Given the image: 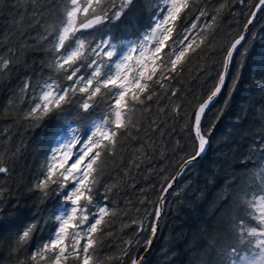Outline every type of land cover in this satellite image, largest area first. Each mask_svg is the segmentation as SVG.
<instances>
[{
	"label": "trees",
	"instance_id": "16d2710c",
	"mask_svg": "<svg viewBox=\"0 0 264 264\" xmlns=\"http://www.w3.org/2000/svg\"><path fill=\"white\" fill-rule=\"evenodd\" d=\"M257 2L189 0V8L174 23L173 39L178 40L191 27L199 10L206 8L207 15L197 21L201 27L192 31L199 39L203 25L216 16L212 28L203 29L205 44L190 55L179 75L167 84L169 91L153 85L157 95L151 101L145 98L144 105H133L131 118L135 126L118 135L115 148L100 164L96 201L106 202L110 211L96 234L99 264H132L148 247L150 224L155 222L154 213H149L159 203L162 189L178 172L183 158L193 152L194 113L214 90L227 49L242 33ZM48 3L54 4L56 12L61 10V0ZM111 3L112 0H105L107 6ZM115 3L119 5L120 0ZM221 3H226V7L217 13ZM163 7L164 0H133L125 14L118 21L103 25L102 31L110 32L116 40H136L149 30ZM25 10L26 0H0V56L8 59L9 50L16 54L8 69L0 71V161L4 162L0 166L9 168L6 175L0 174V264H32V250L42 246L56 227L57 206L63 199L57 195L59 183L51 185L47 194L36 184L46 171L57 122L67 119L83 132L91 121L109 110L106 99L100 97L91 115L72 105L65 106L63 115L54 112L41 120L24 119L34 106L32 91H20L24 83L31 81L35 86L49 76L56 77L49 67L53 55L48 44L39 40L46 28L56 22V16L46 15L39 26L25 24L21 29L15 21L20 19L18 11ZM171 47L170 42L165 51ZM60 81L68 83L62 75ZM261 85L264 12H259L238 47L222 90L202 119V131L210 133L209 146L169 191L157 236L143 264H196L202 259L208 264H219V252L238 246L233 218L255 223L249 221L240 196L243 190L249 194L260 192L257 173L264 166V151L259 150L264 138ZM170 90L177 95L172 96ZM176 106L178 111L173 112ZM226 181L232 184L230 191L236 207L222 215L220 197ZM30 224L37 225L32 239L19 251L11 252L17 233ZM129 241L131 249L124 256ZM67 264L78 261L69 257Z\"/></svg>",
	"mask_w": 264,
	"mask_h": 264
},
{
	"label": "snow or ice",
	"instance_id": "6c2138e0",
	"mask_svg": "<svg viewBox=\"0 0 264 264\" xmlns=\"http://www.w3.org/2000/svg\"><path fill=\"white\" fill-rule=\"evenodd\" d=\"M244 2L240 0L241 4ZM132 3L133 0H120L117 5L112 0L109 7L105 0H61V10L56 12L54 4L48 3V0H26V10L23 13L18 11L20 19L15 24L21 29L25 24L39 26L46 15L56 16V22L39 36L40 42H46L53 55L49 67L56 77L49 76L35 86L31 81L24 83L20 91L26 94L31 90L34 104L24 114V119L29 122L41 120L54 112L63 115L65 106L72 105L91 115L100 97L106 99L109 107L108 113L91 121L83 132L67 119L57 122L49 144L46 171L36 188L47 194L51 185L59 183L60 192L57 195L63 199L57 206V223L52 234L42 246L37 245L31 252L32 264H67L69 257L78 261V264H99L95 255L98 242L96 234L110 211L106 202L101 204L96 201L100 164L104 156L110 155L115 148L118 135L135 126L131 118L133 105H144L145 98L151 101L157 95L152 90L153 85L169 91L167 84L179 75L190 55L205 44L203 29L212 28L216 21L213 15L201 28L199 39L193 36L192 31L201 27L197 21L207 15V9L201 8L191 27L185 29L183 37L174 40L173 25L181 13L189 8V0H164V7L153 25L136 40H116L110 32L102 31L103 25L118 21ZM225 7L226 3H221L216 9L217 13ZM254 8L256 10L251 12L244 26L246 32L258 12H264V0H258ZM244 40L245 34H241L228 47L223 60L224 71L220 73L215 89L194 113L191 129L194 149L183 158L178 176L206 153L210 133L202 131V117L221 92L234 54ZM170 42L171 50L166 52ZM15 55L9 50L8 59L0 56V71L8 69ZM61 75L68 82L66 85L60 81ZM170 91L172 96L177 95L175 90ZM178 108L176 106L172 111L177 112ZM136 130L139 131V128ZM260 144L259 150L264 151V138ZM3 163L0 161V164ZM8 172L7 166H0V174L6 175ZM176 179L172 177L170 182L166 181L167 187L162 189L159 203L149 213L155 216V222L150 224L153 236L167 203V195ZM257 179L260 181V192L249 194L243 190L240 196L249 221L255 223L244 219L237 222L233 218V231L239 236L238 246L219 252L222 257L219 264H264V166L257 173ZM226 185L220 197L222 215L236 207L235 197L230 191L232 184L226 181ZM2 192L3 189H0V195ZM36 227V224H30L17 233L11 252H17L27 244ZM140 230H143V221ZM131 244L129 241V247L123 250L124 256L128 255ZM244 245L248 247L244 248ZM193 259L196 257L193 256ZM132 264H143L142 258H134ZM196 264L208 262L202 259L196 261Z\"/></svg>",
	"mask_w": 264,
	"mask_h": 264
},
{
	"label": "water",
	"instance_id": "95a60500",
	"mask_svg": "<svg viewBox=\"0 0 264 264\" xmlns=\"http://www.w3.org/2000/svg\"><path fill=\"white\" fill-rule=\"evenodd\" d=\"M258 3V2H257ZM256 9L254 8V10L253 11H255ZM258 14H259V12H258ZM257 14V15H258ZM251 16V15H250ZM257 17V16H256ZM256 17H255V19H256ZM250 18V17H249ZM255 19H254V21H255ZM254 23V22H253ZM253 25V24H252ZM252 25L249 27V29L247 30V32H246V30H245V27H244V29H243V31H242V33L241 34H245V37L247 36V34H248V32H249V30H250V28L252 27ZM240 34V35H241ZM239 35V36H240ZM239 36L236 38V39H238L239 38ZM235 41V40H234ZM233 41V42H234ZM230 67V66H229ZM224 71V67H223V70H222V72ZM228 72H229V69H228V71H227V74H226V77H227V75H228ZM226 77H225V79H226ZM219 81V80H218ZM218 83V82H217ZM215 89V88H214ZM219 95V94H218ZM218 97V96H217ZM216 97V98H217ZM216 98H215V100H216ZM214 100V101H215ZM214 103V102H213ZM212 103V104H213ZM211 104V105H212ZM210 105V106H211ZM210 106H209V108H210ZM198 109V108H197ZM209 110V109H208ZM207 110V111H208ZM206 111V112H207ZM204 117V116H203ZM203 117H202V119H203ZM202 122V121H201ZM178 173H180V168H179V170H178V172L175 174V176L174 177H177V179H176V182H177V180L179 179V177L181 176V175H179L178 176ZM175 182V183H176ZM174 186V185H173ZM167 187V186H166ZM171 190V189H170ZM163 194V193H162ZM161 194V195H162ZM160 221H161V218H160V220H159V224H160ZM158 229H159V226H158ZM158 229H157V232L155 233V235L153 236V233L151 234V237H150V241H151V244H150V246H149V244H148V247L145 249V251L142 253V255L140 256V258H142V261H143V259L148 255V253L150 252V250H151V248H152V246H153V244H154V241H155V238H156V236H157V233H158Z\"/></svg>",
	"mask_w": 264,
	"mask_h": 264
}]
</instances>
